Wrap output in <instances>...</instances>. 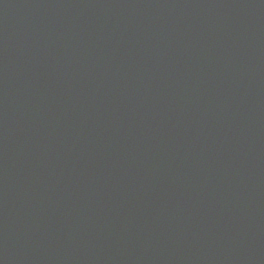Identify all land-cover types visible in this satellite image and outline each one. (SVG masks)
I'll list each match as a JSON object with an SVG mask.
<instances>
[{
    "label": "water",
    "instance_id": "1",
    "mask_svg": "<svg viewBox=\"0 0 264 264\" xmlns=\"http://www.w3.org/2000/svg\"><path fill=\"white\" fill-rule=\"evenodd\" d=\"M0 264H264V0H0Z\"/></svg>",
    "mask_w": 264,
    "mask_h": 264
}]
</instances>
